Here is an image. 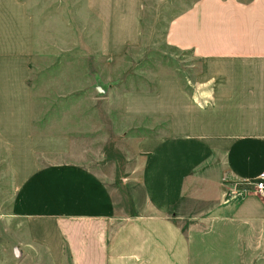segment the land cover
Listing matches in <instances>:
<instances>
[{"label":"crops","instance_id":"crops-1","mask_svg":"<svg viewBox=\"0 0 264 264\" xmlns=\"http://www.w3.org/2000/svg\"><path fill=\"white\" fill-rule=\"evenodd\" d=\"M148 1L85 0L111 70L143 45ZM35 6L0 0V142L26 244L50 264H193L175 219L203 237L206 215L208 231L228 220L243 247H264V197L240 187L264 173V0H195L165 43L196 77L128 89L91 75L82 20L73 36L56 15L41 34Z\"/></svg>","mask_w":264,"mask_h":264},{"label":"rangeland","instance_id":"rangeland-1","mask_svg":"<svg viewBox=\"0 0 264 264\" xmlns=\"http://www.w3.org/2000/svg\"><path fill=\"white\" fill-rule=\"evenodd\" d=\"M194 1L149 0L145 9L143 45L114 62L112 70L110 61L94 56L97 50V24L95 18L86 14L85 0H39V6L35 7L40 17L41 34L46 35L50 27L48 21H53L56 15L63 18L73 36L79 32L82 20V32L84 37L86 33L88 45L89 72L92 75L96 67L99 72L103 68L110 69L114 75H118L121 88L128 89L151 85L149 75L158 73H178L185 80L196 77L198 62L193 56L165 43V33L170 20ZM243 186L251 189L254 187L250 183L240 187ZM13 190L7 152L0 142V264H50L43 248L26 244L28 235L25 219L15 217L12 211ZM203 218L205 221H199L205 230L203 237H198L193 230V221L188 218L175 219L189 235L193 247V264H260L257 262L260 257L257 256L264 252V247H243L240 239L242 235L239 236L240 233L235 227L226 226L228 220L218 219L219 229L208 231L207 216L204 215ZM256 250H259L258 254ZM242 252L246 253V257L241 258Z\"/></svg>","mask_w":264,"mask_h":264},{"label":"built area","instance_id":"built-area-1","mask_svg":"<svg viewBox=\"0 0 264 264\" xmlns=\"http://www.w3.org/2000/svg\"><path fill=\"white\" fill-rule=\"evenodd\" d=\"M249 183L254 185L253 189L255 192L264 197V173L259 178Z\"/></svg>","mask_w":264,"mask_h":264}]
</instances>
